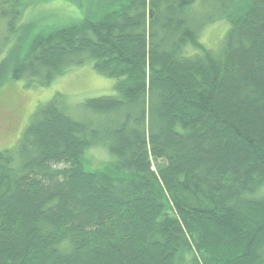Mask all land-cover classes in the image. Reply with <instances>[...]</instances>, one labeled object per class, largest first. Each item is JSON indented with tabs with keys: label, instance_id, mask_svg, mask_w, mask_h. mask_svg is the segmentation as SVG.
Segmentation results:
<instances>
[{
	"label": "trees",
	"instance_id": "1",
	"mask_svg": "<svg viewBox=\"0 0 264 264\" xmlns=\"http://www.w3.org/2000/svg\"><path fill=\"white\" fill-rule=\"evenodd\" d=\"M65 1L38 29L0 0V86L91 62L115 94L56 92L0 151V264H264V0Z\"/></svg>",
	"mask_w": 264,
	"mask_h": 264
},
{
	"label": "rangeland",
	"instance_id": "2",
	"mask_svg": "<svg viewBox=\"0 0 264 264\" xmlns=\"http://www.w3.org/2000/svg\"><path fill=\"white\" fill-rule=\"evenodd\" d=\"M20 21L35 22L37 28L52 24H64L82 18L83 8L65 0H27ZM0 24V34L4 26ZM229 23L217 19L204 24L199 31V41L207 48H216L224 37ZM12 44L10 40L9 45ZM190 51L192 48L189 49ZM115 78L109 77L92 67L91 62L71 67L63 74L56 76L48 85L27 83L26 79L9 80L0 86V151L13 148L22 132L30 122L31 116L39 105L48 102L56 92L64 96L71 112L80 110L83 101L103 95H114ZM110 154L102 145H94L85 150L87 167L100 168L110 159ZM188 256H200L192 248ZM210 253L207 251L209 259ZM199 259V260H201ZM203 260V259H202Z\"/></svg>",
	"mask_w": 264,
	"mask_h": 264
}]
</instances>
